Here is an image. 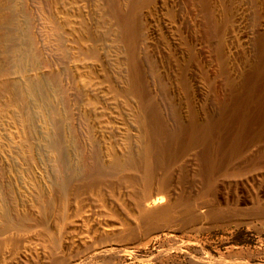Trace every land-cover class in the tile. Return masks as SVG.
<instances>
[{"label":"bare ground","instance_id":"obj_1","mask_svg":"<svg viewBox=\"0 0 264 264\" xmlns=\"http://www.w3.org/2000/svg\"><path fill=\"white\" fill-rule=\"evenodd\" d=\"M103 1V24L108 25L113 43L118 42L117 59L125 64L129 89L138 98L142 156L135 163L122 162L101 125L98 127L102 134L100 130L96 131L98 137L92 134L97 124H90L87 112L81 109L86 90L76 78L82 68H97L95 52H87L79 37L70 38L68 21L60 19L57 2H24L27 30L24 62L18 67L23 72L27 66L33 70L39 66L50 68L47 76L36 70L30 77H24V82L11 77L12 54L17 50L15 29L11 27L14 13L1 15L0 106L4 114L7 109L18 107L21 127L27 124L32 117L27 94H32L40 97V109L46 105L47 115L49 112L64 116L55 126L56 136L51 142L54 154L50 153L54 173L50 177L52 182L46 186L45 170L36 160L35 151L33 154L30 126V130L15 129L11 122L0 121V264H156L171 259L173 249L181 245H165L160 234L166 225L179 218L185 226L195 227L245 223L264 216L262 190L248 214L236 210L228 216L215 206L221 203H213L216 198L212 197L219 176L243 173L247 142L264 140V91L257 92L263 74L255 73L246 79L242 99L223 107L224 113H228L226 117L217 122L207 119L199 122L196 110L192 109L191 119L183 123V103L171 91L159 57L147 44L149 12L145 9H158L160 0ZM186 1L198 31L197 38L190 42L189 62L194 66L208 47L221 55L227 29L216 12L217 0ZM41 16L47 21L41 23ZM49 38L55 41L58 53L50 55L42 47L41 42ZM71 41L76 44L72 46ZM67 62H73L74 70ZM58 63L65 66L57 69ZM185 88L190 89L188 80ZM194 88L195 82L192 97ZM51 96L57 97L62 108L50 104ZM161 97L169 101L167 112L162 108ZM252 101L257 102L255 110L250 109ZM237 120L231 146L221 152L225 133ZM252 124L256 129L250 132ZM215 136L219 141L216 144ZM66 146L71 147V155L65 154ZM214 146L220 151L217 156L212 152L216 150ZM198 147L201 148L197 154ZM258 154L256 158L264 161V144ZM195 160L200 161L196 170L191 167ZM252 165L255 167L257 163ZM177 166L180 171L194 170L195 176L201 178L198 193H176V179L171 170ZM259 176H264V171ZM232 185L240 186L238 182ZM200 202L207 204L205 210L199 208ZM182 210L186 214L180 216ZM188 258L191 264H219L207 256Z\"/></svg>","mask_w":264,"mask_h":264},{"label":"rangeland","instance_id":"obj_2","mask_svg":"<svg viewBox=\"0 0 264 264\" xmlns=\"http://www.w3.org/2000/svg\"><path fill=\"white\" fill-rule=\"evenodd\" d=\"M55 1L60 11V19L68 21L70 38L79 37L87 52H95L93 59L97 68H82L81 74L76 78L79 86L86 90L82 105H80L81 109L87 112L90 124H97V127L94 128L96 130L90 129L93 133L90 132L93 135L94 133L102 134V130L98 127L101 125L106 139L113 141L120 161L135 163L143 152L141 111L138 98L129 89L126 66L117 59L120 55V48L118 49V46L116 48L118 42L113 43L108 25L103 24L105 11L102 6L104 1ZM24 2L25 0H0V16H5L10 11L14 13L11 27L15 29L17 50L12 54L14 73L11 77L15 78L14 80L17 82H24V77H30L32 73L35 74L36 70L42 76H47L46 73L50 70L43 66L33 70L27 66L23 72L18 67L24 62L23 49L27 30ZM190 9L186 0H160L158 9L156 7L146 8L145 11L149 12L146 14V16L148 15L147 27L149 29L147 40L149 43L147 44L152 50L151 52L159 57L162 70L169 79L171 91L183 103L182 122L187 123L191 119L192 109L196 110L199 122L205 119L217 122L228 114L223 111L225 104H236L242 99L247 78L255 73H262L257 92L264 91V0H217L216 12L219 18L224 20L227 29L224 50L219 55L214 48H206L194 66L189 62L190 42L197 38L198 31ZM46 21L45 18L40 17L41 23ZM157 24H159L158 30ZM48 31H50L49 28ZM175 31L177 34L174 33ZM108 37H111L110 40ZM54 43L55 41L49 38V40L42 41L41 45L46 48L47 53L52 55L58 53L54 48ZM75 44L76 42L71 41L72 46ZM66 64H69L74 70L73 62ZM63 66L65 65L58 63L55 67L60 69ZM185 80H188L190 84L189 91L185 88ZM193 82H195L194 97H192ZM38 98L40 97L37 95L27 94L32 116L28 121L29 125L25 123L26 125L22 124L21 127L20 109L15 106L7 109L6 114L0 106V121L11 122L10 124H14L15 129L18 127L28 129L30 126L32 131H30L32 133L30 139L32 142H30L35 145L33 147L37 150L36 152L33 149V154L35 151L36 160L45 170L43 183L46 186L52 182L50 177L54 173L53 158L50 156L52 153L54 154V151H51L54 150L51 149V142L56 136L55 126L58 121L63 120L64 115L58 113L54 116L49 112L47 115L48 109L44 107L46 105L42 108L44 107L43 110L46 108L47 111H42V108L40 109L41 99ZM164 100L165 98L161 104L163 110L167 112L169 101ZM50 104L60 107L59 105L62 103H59L57 97L51 96ZM163 105L165 106L163 107ZM256 108L257 102L252 101L250 109L255 110ZM17 110L19 111L17 112ZM237 122L238 120L230 124L225 133L227 138L225 136V141L221 142V152L231 146L233 129L235 126L237 128ZM17 123L20 125L16 126ZM251 128L253 129L250 132H253L256 125L252 124ZM98 130H100L99 133L96 132ZM97 134L94 136L98 137ZM20 137H23L22 134ZM216 137L213 139L215 144L218 141ZM259 141V143L255 141L246 143L242 160L243 173L217 178V188L212 194V197L216 198L213 203H221V205L215 204V206L221 208V211L228 216L236 210H243V214L250 213L254 208L255 199L261 195L260 190L264 197V184L261 185L264 183L262 182L264 176H259V173L264 171L262 170L264 161L261 162V159H257L264 140ZM200 148H195L197 154L200 152ZM214 149L216 150L212 149V152L217 156L216 153L220 151L215 146ZM64 150L66 155H71V147L66 146ZM196 151L193 150L195 155ZM197 161L195 160L191 164L195 170L200 165V161ZM255 162L257 165L254 167L252 164ZM193 171H180L178 166L172 168L171 172L176 179L174 182L176 193L192 195L198 193L202 182L201 178L195 176ZM237 182L240 184L239 188L234 185L230 186V183ZM199 208L205 210L207 204L200 202ZM184 212L185 210H182L180 216L185 215ZM160 234L165 245L175 243H181V245L178 246L179 248L173 249L171 259L166 258L156 264H191L188 258L190 255L198 259L207 256L209 260L219 264H264V216L253 218L245 223L241 221L228 222L226 225L214 224L213 226L197 224L195 227L185 226L179 218L166 225ZM220 259L221 261H219Z\"/></svg>","mask_w":264,"mask_h":264}]
</instances>
